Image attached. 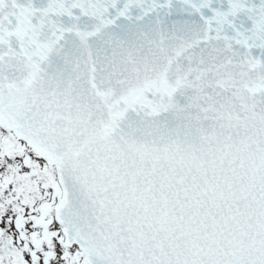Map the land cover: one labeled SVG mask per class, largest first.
<instances>
[{
    "label": "snow or ice",
    "instance_id": "6c2138e0",
    "mask_svg": "<svg viewBox=\"0 0 264 264\" xmlns=\"http://www.w3.org/2000/svg\"><path fill=\"white\" fill-rule=\"evenodd\" d=\"M0 264H264V0H0Z\"/></svg>",
    "mask_w": 264,
    "mask_h": 264
}]
</instances>
